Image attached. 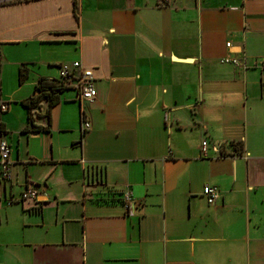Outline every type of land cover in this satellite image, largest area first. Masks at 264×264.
<instances>
[{
    "label": "crops",
    "instance_id": "crops-1",
    "mask_svg": "<svg viewBox=\"0 0 264 264\" xmlns=\"http://www.w3.org/2000/svg\"><path fill=\"white\" fill-rule=\"evenodd\" d=\"M263 58L264 0H0V264H264Z\"/></svg>",
    "mask_w": 264,
    "mask_h": 264
},
{
    "label": "built area",
    "instance_id": "built-area-1",
    "mask_svg": "<svg viewBox=\"0 0 264 264\" xmlns=\"http://www.w3.org/2000/svg\"><path fill=\"white\" fill-rule=\"evenodd\" d=\"M161 5H167L169 0H159ZM230 47V44L227 45ZM223 63L239 65L238 59H225ZM247 68L246 66H244ZM260 67L264 69V58L260 61ZM60 83L65 87L72 88L78 92L81 102L85 105L94 103L97 98V91L95 88V79L91 70L84 69L80 62H75L72 65H62L60 67ZM2 110H6V105L2 106ZM91 124L84 122V130H90ZM208 143L202 142L201 153L205 158L207 157ZM10 160V147L4 136L0 135V179L8 182L12 179ZM203 195L207 198L210 205H214L218 199L219 193L216 189L206 187L203 190ZM38 192L33 190H26L21 195L20 201L36 200Z\"/></svg>",
    "mask_w": 264,
    "mask_h": 264
},
{
    "label": "trees",
    "instance_id": "trees-1",
    "mask_svg": "<svg viewBox=\"0 0 264 264\" xmlns=\"http://www.w3.org/2000/svg\"><path fill=\"white\" fill-rule=\"evenodd\" d=\"M20 82H24L27 79L26 69L20 70ZM66 90V87L58 81H46L45 79H40L39 85L35 88V95L30 97L28 100L23 102V106L28 110L29 122L27 124L26 131L31 130L32 132L50 131V123L47 127H36L31 118L32 110L37 107L43 100L49 102V109L52 108L59 102V97L62 92ZM48 117L50 120V112L48 111ZM30 132V131H29ZM0 134H4L2 127H0Z\"/></svg>",
    "mask_w": 264,
    "mask_h": 264
},
{
    "label": "rangeland",
    "instance_id": "rangeland-1",
    "mask_svg": "<svg viewBox=\"0 0 264 264\" xmlns=\"http://www.w3.org/2000/svg\"><path fill=\"white\" fill-rule=\"evenodd\" d=\"M9 52H10V59H16V54L12 52V50H9ZM8 200H10V197L8 198Z\"/></svg>",
    "mask_w": 264,
    "mask_h": 264
}]
</instances>
